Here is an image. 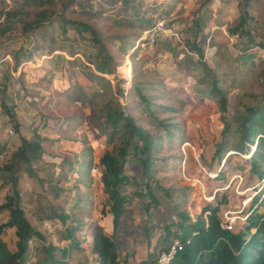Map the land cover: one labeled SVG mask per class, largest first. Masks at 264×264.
<instances>
[{
    "label": "rangeland",
    "instance_id": "374dc122",
    "mask_svg": "<svg viewBox=\"0 0 264 264\" xmlns=\"http://www.w3.org/2000/svg\"><path fill=\"white\" fill-rule=\"evenodd\" d=\"M21 1L0 0V22L5 20L7 11H18L12 28L0 34V86H7L8 101L14 106L17 119L27 126L32 125L30 129L38 130L45 138L43 146L49 155L45 160L60 161V156L67 155L75 157L78 173L68 171L61 178L62 189L56 198L48 193L51 191L46 182L41 186L34 178L32 182L25 181L21 188L22 199L31 202H27L30 208L43 206L44 198L37 194L47 189L48 199L55 200L65 211L79 215L84 228L87 222L84 219L96 220L100 217L101 205L107 204L106 194L100 189L103 166L99 157L118 140L108 142L90 122L89 107L70 100L67 89L74 81L90 93L96 85L83 74V63L98 71L96 63L101 56L88 31L79 33L69 23L63 27L57 13L23 30L18 18H25L24 10L42 6L35 0ZM54 1L56 11L97 28L114 58L112 69L101 74L113 87L119 86L121 91L117 96L125 110L161 138L151 179L159 203L153 204L147 214L143 203L148 198L135 192V189L144 190L142 184L146 178L142 175V164L137 153L132 149L128 151L124 169L130 181L123 189L130 200L126 203L124 227L114 236L117 245L126 246L124 249L133 256L142 242L152 238L156 243L163 226L178 219L177 210L194 217L205 203L212 204L226 197L229 205L223 201L220 204V213H225L226 209H238L236 204L255 192L263 191L261 179L250 171L248 154L226 148L217 151L222 139L223 114L217 100L199 88L206 87L215 73L227 95L224 117L230 121L231 129L226 136V146L234 148L241 141L236 128L240 117L247 107L264 101V0H250L245 5L252 17L244 27L249 29L251 37L241 31L229 32L242 12L238 3L241 0ZM21 5L22 12L19 11ZM157 20H163L167 27H175L180 37L159 38L153 42L141 39L144 30ZM192 42L200 47L201 56L191 49ZM126 66L131 68L130 77H125ZM208 66L214 73L208 72ZM137 86L150 104L137 93ZM150 106L153 115L149 112ZM154 115L162 119L163 124H158ZM84 137L87 141L82 144L80 139ZM4 141H8V146ZM18 144V135L0 106V165ZM45 173L39 171L41 175ZM157 183L163 189L159 190ZM215 190V195L209 197ZM248 203L239 207L242 218L253 208ZM259 209L264 210V203ZM50 211L46 207V212ZM54 224L53 220L43 224L48 231V242L55 241L64 229ZM243 224L244 220H240L238 227ZM82 230L80 240L90 245L86 241L90 231ZM128 232L131 238L121 243L120 239ZM30 245L28 264H48L42 250L43 241L36 237Z\"/></svg>",
    "mask_w": 264,
    "mask_h": 264
},
{
    "label": "trees",
    "instance_id": "16d2710c",
    "mask_svg": "<svg viewBox=\"0 0 264 264\" xmlns=\"http://www.w3.org/2000/svg\"><path fill=\"white\" fill-rule=\"evenodd\" d=\"M22 1L30 3L31 0ZM35 2H40L39 5L42 7L33 10L25 9L23 12L26 14L25 18H18L23 30L35 27L48 19L51 14L57 13V19L63 27L69 23L79 33L83 30L88 31L90 40L101 56V60L96 63L98 71L83 63L82 72L96 85L94 89L89 93L78 82L72 81L73 86H70L67 91L70 92V100L84 103L89 107L90 122L106 136L108 142L113 143L115 139L118 140V143L113 144L112 149H106L99 157V163L103 166L99 176L102 185L100 189L102 194H106L107 201L105 202L108 205L102 204L98 212L102 220L111 222L113 231L112 234L106 232L104 225L100 224L97 219L90 221L84 219L87 222L82 228L83 220L79 219V215L65 211L55 200L48 199V193L55 198L58 196L62 189L59 182L68 171L78 175L74 166L76 158L67 155L60 156L59 162L45 160L46 156H49L43 146L45 138L38 130L30 129L32 125L27 126L17 119L14 106L8 101L10 96L7 94V86L2 84L0 86V106L11 121L13 131L18 135L19 144L0 165V264H28L31 254L30 242L36 237L44 243L42 250L45 252L48 264H69L65 257L71 249L80 248L79 235L83 231L82 229L90 231L89 248L90 252L94 254L96 264H130L125 258L119 257L114 239L115 229L128 210L126 203L130 200L123 189L124 185L130 181V176L124 169L126 156L132 149L137 153L142 164V175L146 178L142 184L144 190L135 189V192L139 196L148 198L143 203L147 214L153 204L158 205L159 203L151 179L154 177V160L161 139L160 135L144 128L132 114L125 110L117 96L121 89L117 84L113 87L111 81L101 74L112 69L111 62L114 58L97 28L89 22L68 18L63 11H56L54 0H35ZM249 2L250 0L238 2L242 6V12L237 23L229 28L230 33L241 31L251 37L249 29L244 27L248 19L252 17L245 8ZM22 10L23 6L21 5L19 11L22 12ZM17 15L18 11L15 10L5 13V20L0 22V34H4L12 28V23L17 19ZM190 47L200 56L202 55L197 44L192 42ZM128 68L129 71H127ZM206 69L208 72H213L209 66ZM123 71L125 77H130V66H126ZM199 91L214 97L223 114L221 116L223 118L222 139L217 151L225 148L246 154L251 151L252 153L249 155L250 171L261 179L263 191L252 197L249 204L253 208L244 219V224L238 227L240 219H237L231 229L223 225V213H220L222 210L221 201L229 205L226 197L223 200H215L212 204L205 203L194 217L183 210H177L178 219L163 226L160 236L153 245L154 249L152 247L147 256L137 264H152L154 255L169 249L175 238L178 239V244L172 264H264V210L259 209L264 203V101L246 108L236 126L241 134V141L234 148H229L226 146V136L231 129V123L224 117L227 95L224 88L218 84L215 73L212 79L207 82L206 87L199 88ZM137 93L150 104L149 99L138 86ZM149 112L153 115L151 106ZM154 116L158 124H163L162 119ZM86 139L87 137L80 139L82 144L86 143ZM4 142V145L8 146V141ZM253 146L254 149H252ZM82 155L84 156V154ZM77 162L83 164V162ZM40 170L46 173L41 175L39 174ZM33 178L41 186L46 182L51 192H48L47 189L45 192H38L37 195L44 198V204L30 208L27 202H31L28 199L24 202L22 199L24 195L21 188L23 182H32ZM156 187L159 190L163 189L158 183ZM33 192L35 193L34 190ZM79 203L82 201L80 200ZM240 204L238 202L236 205L239 207ZM46 207L51 209L49 213L46 212ZM51 220L55 222L56 227L60 225L64 227L58 236L56 235L58 238L56 239L62 241L60 244L56 243L58 242L56 239L53 242H48V231L43 224ZM147 244L150 245L149 240Z\"/></svg>",
    "mask_w": 264,
    "mask_h": 264
},
{
    "label": "built area",
    "instance_id": "2783aa9c",
    "mask_svg": "<svg viewBox=\"0 0 264 264\" xmlns=\"http://www.w3.org/2000/svg\"><path fill=\"white\" fill-rule=\"evenodd\" d=\"M179 35H180L179 31L176 30L175 27H167L163 20H157V21L153 22L150 26H148L144 30V33L141 36V39H144L148 42H153L159 38H176L177 39L180 37ZM250 152L247 154L250 155ZM215 191L212 194H210L209 197H213L215 194ZM255 193L252 194L251 197L249 196L248 199H246V200L243 199L241 201V204L242 203L247 204L249 200L251 201L252 197L255 195ZM250 201H249V203H250ZM249 203H248V205L250 206ZM239 207H238V209H233V210L232 209H226L225 213L223 212L224 213V214H222L223 215V225L226 228H228V229L233 228V223L237 219L244 220L247 217V214L249 212L247 214H245L244 218H242V215L239 214L241 212V211H239V209H240ZM177 244H178V239L175 238L173 240L172 244L170 245L169 249L162 250L156 255V259L154 261V264H172V259L174 257V253H175Z\"/></svg>",
    "mask_w": 264,
    "mask_h": 264
},
{
    "label": "crops",
    "instance_id": "0c3cea01",
    "mask_svg": "<svg viewBox=\"0 0 264 264\" xmlns=\"http://www.w3.org/2000/svg\"><path fill=\"white\" fill-rule=\"evenodd\" d=\"M123 217H126V212L124 213V215L122 216L121 218V223L119 224V228L121 227H124V218ZM97 221H99V223L103 224L104 225V229L106 232L112 234V231H113V227H112V224L111 222L108 220H102L100 217L97 218ZM118 229H115V233H114V236H116V232ZM124 232V231H123ZM134 232V231H133ZM125 234V233H124ZM130 233H126L125 234V237H122L120 239L121 243H125V241L127 239H130L131 238V235H129ZM53 236V235H52ZM87 239L86 241H89L90 240V235H86ZM116 237H114L115 239ZM116 241V240H115ZM128 241V240H127ZM147 241L144 243L142 242L141 244H139L137 247H136V250L134 252V255L133 256H130L129 255V252L126 249H124L126 246L123 247V244L121 245L120 243L117 245V248L118 250L120 249V251H118L119 253V256H121L120 258L121 259H126L128 260V262L130 264H137L138 261L144 259L146 256H147V253L152 250V247L154 245V242L155 240H152V238L150 239V245L147 244ZM56 243H62L61 240H59L58 242ZM117 244V243H116ZM69 256V258H68ZM69 262V264H96L95 262V259H94V254H92L90 252V248H89V245L87 244V242H80V248L79 249H71L68 254H67V258H66ZM80 259H83V261H81ZM154 261H152V264H153Z\"/></svg>",
    "mask_w": 264,
    "mask_h": 264
},
{
    "label": "water",
    "instance_id": "95a60500",
    "mask_svg": "<svg viewBox=\"0 0 264 264\" xmlns=\"http://www.w3.org/2000/svg\"><path fill=\"white\" fill-rule=\"evenodd\" d=\"M118 227H119V225H118ZM118 227H117V229H118Z\"/></svg>",
    "mask_w": 264,
    "mask_h": 264
}]
</instances>
